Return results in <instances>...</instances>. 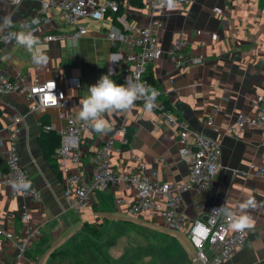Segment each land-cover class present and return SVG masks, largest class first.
Returning a JSON list of instances; mask_svg holds the SVG:
<instances>
[{
	"label": "crops",
	"instance_id": "obj_1",
	"mask_svg": "<svg viewBox=\"0 0 264 264\" xmlns=\"http://www.w3.org/2000/svg\"><path fill=\"white\" fill-rule=\"evenodd\" d=\"M40 1L21 0L14 5L0 0V19L11 15L14 22L13 27L6 31H24L21 28L23 19L36 13ZM138 1L136 4V1L129 0L127 5L121 2L117 13H107L100 19L81 18L79 24L84 25L86 32L79 36H72L76 25L68 22L54 8L53 22L47 33L60 37L50 41L38 37L39 47L48 57L45 65L34 64L31 54L17 43L8 46L11 57L4 63L0 62V73L12 80L22 77L26 83H31L35 77L54 79L64 90L69 106L64 110L58 107L30 110L29 101L22 93H0V169L5 168L6 115L18 112L23 116L18 136L20 161L39 192L38 199H31L14 194L8 186L0 183L2 224L5 229L18 234L22 227L19 214L27 211L43 232L22 257L16 256L14 247L4 245L0 264H47L49 253L64 240L72 238L85 224H116L130 218L143 220L166 233H174L173 237L183 250L179 237L183 236L188 241L183 232L169 229L157 218L126 214V202L135 194L133 187L116 185L107 191L94 193L87 207H74L63 193V175L54 153L49 157L45 155L41 144V125L53 123L57 128L65 125V111H71L78 117L80 101L86 96L89 86L102 75L110 72L116 83L126 84L120 57L126 47L119 43L113 45L107 33L127 31L134 24L147 23L152 16L163 22L158 31L163 53L148 65L158 83V97L189 127L216 137L221 143L222 167L206 191L183 193L184 211L190 219H202L212 203H225L236 212L249 196L254 197L255 207L247 210L253 220L247 240L241 249L221 264H264V216L257 212V202L264 193V181L252 173H244L249 163H264V127L247 126L236 133L227 129L237 114L251 116L254 98L264 96V0H189L174 10L157 6L154 15ZM214 6L226 12L227 18L215 13ZM179 31L185 32L187 44L182 63L176 67L167 51ZM212 32L217 35L215 40L210 38ZM200 53L203 60L192 62V58ZM69 76L78 77L81 86H68ZM208 113L214 117L210 127L203 122ZM105 119L112 129L107 135L86 126L79 136L77 150L80 163H70L73 170L88 171L95 148L116 129L124 127L129 137L127 141L125 136L124 140L116 141L115 150L110 153L113 169L129 171L142 163L155 171L160 180L184 182L188 179L189 157L180 156L175 129L154 110L149 112L144 103L136 101L131 110L106 113ZM117 199L121 202H116ZM188 243L190 252L184 253L189 259L193 247Z\"/></svg>",
	"mask_w": 264,
	"mask_h": 264
},
{
	"label": "built area",
	"instance_id": "obj_2",
	"mask_svg": "<svg viewBox=\"0 0 264 264\" xmlns=\"http://www.w3.org/2000/svg\"><path fill=\"white\" fill-rule=\"evenodd\" d=\"M11 4H18L21 0H1ZM142 7L154 15L158 6L156 0H140ZM189 0H179L177 8L182 7ZM128 4L129 0H122ZM118 0H41L36 13L23 19L30 27L24 31L32 30L37 37L43 40H56L60 35L47 33L53 22L54 8H57L64 18L75 24L77 29L72 36H79L86 32L84 25L79 24L83 17L100 19L107 13L119 11ZM213 11L226 19L227 14L220 7L214 6ZM35 21V23L33 22ZM163 27L159 17L152 16L145 24H134L127 31L108 32L112 44H121L126 47L121 54L122 74L126 83L137 81L145 82L144 72L149 64L156 61L163 53L162 45L158 38V31ZM215 32L210 33V38L215 40ZM16 43L5 42L0 38V62L4 63L11 57L8 46ZM187 40L184 31L176 33L167 53L176 67L183 59V51ZM203 60L200 53L192 58V62L199 63ZM68 86L79 88L81 81L76 76L67 78ZM148 85V84H147ZM22 93L29 101L30 110L58 107L62 110L68 108L65 92L54 79H39L35 77L31 83L23 81L22 77L12 80L4 73H0V93ZM144 103L143 100H137ZM158 107L153 109L165 123L174 128L177 133L179 154L188 156V179L184 182L163 181L157 173L144 164L139 163L129 171H117L110 163V153L115 150L116 141L124 140L125 128L119 127L102 144L95 148L91 157V166L88 171L73 170L70 163L78 165V139L86 125L71 111L64 112L66 124L57 128L53 123L42 124L45 130L55 131L60 138L59 145L54 151L59 169L63 175V193L76 208L87 207L92 195L103 192L116 185L133 187L135 194L132 200L126 202V214L130 217H146L160 219L169 229L181 231L193 247L189 258L191 264H221L243 247L247 240L248 229L243 232L233 231L229 226V219L219 209H233L225 203H212L201 218H188L184 211L182 195L193 190L203 193L213 183L215 176L222 167L221 143L216 137L210 136L200 130L189 127L187 122L174 114L171 107L157 97ZM253 114L246 116L243 113L236 115L233 123L227 127L231 133H236L247 126L264 127V96L257 95L253 102ZM23 122L22 114L12 112L6 115L4 128L6 146L4 149L5 168L0 169V183L8 186L16 195L38 199L39 192L34 186L27 169L21 164L18 148V136ZM208 127L213 125L214 117L208 113L203 120ZM264 143V135L262 137ZM244 173H252L264 181V163H249ZM24 177L31 182V189L26 192H16L11 183L17 177ZM116 202H121L117 199ZM257 212L264 216V193L257 202ZM0 210V260L4 245L14 247L16 256L22 257L31 243L42 237V229L34 223L27 211L19 214L22 227L20 232L14 233L5 229L2 224Z\"/></svg>",
	"mask_w": 264,
	"mask_h": 264
},
{
	"label": "rangeland",
	"instance_id": "obj_3",
	"mask_svg": "<svg viewBox=\"0 0 264 264\" xmlns=\"http://www.w3.org/2000/svg\"><path fill=\"white\" fill-rule=\"evenodd\" d=\"M167 233L136 218L84 225L49 253L47 264H191L188 241L179 237L183 251L174 233Z\"/></svg>",
	"mask_w": 264,
	"mask_h": 264
},
{
	"label": "clouds",
	"instance_id": "obj_4",
	"mask_svg": "<svg viewBox=\"0 0 264 264\" xmlns=\"http://www.w3.org/2000/svg\"><path fill=\"white\" fill-rule=\"evenodd\" d=\"M160 8L174 10L178 7L179 0H156ZM35 23V21H33ZM11 15L0 19V38L5 42L13 40L24 47L31 54L32 62L37 66L45 65L48 62L47 55L39 47V38L32 30L28 31H6L13 27ZM30 27L26 22L21 23V28ZM159 91L145 82L137 81L126 84H118L111 79V74L102 75L93 85L89 86L86 96L80 101L78 117L87 127L101 135H107L112 129L105 114L113 112H127L132 109L137 100L144 101V107L151 112L158 107L156 103ZM11 186L16 192H26L31 189V182L20 176L12 181ZM255 198L249 196L242 202L238 210L233 212L229 209H219L228 219L229 226L233 231L243 232L253 227V220L247 214L250 207H255Z\"/></svg>",
	"mask_w": 264,
	"mask_h": 264
},
{
	"label": "trees",
	"instance_id": "obj_5",
	"mask_svg": "<svg viewBox=\"0 0 264 264\" xmlns=\"http://www.w3.org/2000/svg\"><path fill=\"white\" fill-rule=\"evenodd\" d=\"M134 1H136L135 2L136 4L139 3L138 0H134ZM144 78L147 80V84L149 86L158 89V83L154 78V76L152 75L151 71L148 70V66L144 72ZM40 134H41V144L43 146L44 153L49 157L51 154L54 153V148H57V146L59 145L60 142L59 135L53 130H45L42 127L40 128ZM128 137H129L128 134L127 135L125 134V141L128 140ZM47 145L49 146L48 149H47ZM85 226L89 228H93L94 225L85 224Z\"/></svg>",
	"mask_w": 264,
	"mask_h": 264
}]
</instances>
